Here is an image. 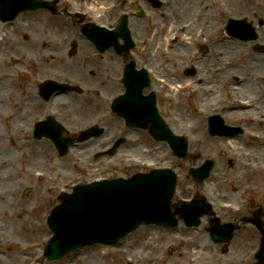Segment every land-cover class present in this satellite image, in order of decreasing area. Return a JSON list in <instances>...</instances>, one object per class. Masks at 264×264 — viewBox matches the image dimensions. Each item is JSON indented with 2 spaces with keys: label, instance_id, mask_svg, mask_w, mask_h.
Returning a JSON list of instances; mask_svg holds the SVG:
<instances>
[{
  "label": "rangeland",
  "instance_id": "1",
  "mask_svg": "<svg viewBox=\"0 0 264 264\" xmlns=\"http://www.w3.org/2000/svg\"><path fill=\"white\" fill-rule=\"evenodd\" d=\"M63 1V0H62ZM73 4H71L70 8L73 9H87L89 6L90 9H92V4L96 7V12L92 11L94 14V17L96 20L100 19L99 21L107 20L109 23L112 22V20L115 18L116 14H110L107 13L106 9L102 8L100 10H97L101 5L104 7V4L101 0L100 2H95L92 0H70ZM110 0H106L109 2ZM177 2L178 0H172ZM192 7L194 8V12L198 14V21L197 17L191 15H187V20L190 24L193 22H198L197 26L202 27H196L194 29H200L203 31H207L209 33L213 32L222 25L226 23L228 18H226V14L228 11H230L235 16H245V17H253V14H258L259 18H264V0H189ZM87 2L89 3L87 5ZM114 2V1H113ZM210 4L211 6L215 7L214 10L211 11L210 15H214V23L215 25L214 30L210 29L211 21H210V15L202 14L201 7L204 6V4ZM61 5V4H60ZM259 5V6H258ZM199 9V10H198ZM70 10V9H69ZM177 8H171L169 11L167 10H158L156 14H154L155 21L153 24L156 27L162 25L165 27L171 26L172 18L174 17V14L176 13ZM200 11V12H199ZM45 16L41 18L39 15L31 18L32 22L36 21L37 23L44 22V20H47L46 27L44 29H41V31H38V36H41V42L46 41V44L49 45L48 48L47 45L44 47L46 49L53 48L54 53L56 54L57 66H61L63 69H58V77L62 80L68 79L70 81H73L75 83H78L80 86H82L83 90H86L87 93H80L76 92L68 97L66 99H60L56 101V108L59 110V117L56 119L58 122L62 123L66 128L67 132L74 133L76 132V129L81 128V122L83 123H91L98 121L99 114L100 113H106V109L104 106L100 105V102L97 101V99L94 97L96 94H94V91L99 87L100 79L98 80L99 72L101 71V66H99L98 63H95L96 61H92V55H88L85 59L87 60V63H85L81 58H84V53H82L83 50H85L82 47V40L78 36L77 30H73L71 28H68V25H64V22L62 18L60 17H49L46 13H44ZM201 15V18L199 16ZM181 16V15H180ZM184 17H182L183 19ZM50 19V20H49ZM186 19V18H185ZM49 20V21H48ZM62 20V21H61ZM223 21V22H221ZM255 24L257 26L259 25V19L254 18ZM106 22V21H105ZM143 24L144 26H152L151 22L149 21H139L134 22L132 24L133 27H137V25ZM44 23L40 25L42 27ZM264 26V20L261 23L260 27L263 28ZM32 30V29H31ZM257 30V29H256ZM34 31V30H33ZM263 32H261L262 40L264 41V29H262ZM27 32V31H22ZM31 32V31H30ZM194 34L193 31H189L188 33ZM259 32V28H258ZM32 34V33H30ZM152 32H144L143 35L137 34L136 36L138 39L143 40V38H150L149 35H151ZM166 34V31H164V36ZM66 36L67 39L65 42L60 43H52L51 39L54 37L59 36ZM186 35V33L184 34ZM162 36V38H164ZM212 37L217 36V32L211 34ZM21 37L24 40H27V33L22 34ZM166 37V36H165ZM219 37V35H218ZM162 38L159 39V45L162 46L161 50L171 52L169 56L170 59L175 61L178 59L177 54L169 49H172L174 45L164 47V43L162 42ZM144 41V40H143ZM229 41L225 39L224 35H221L219 37L218 42L215 43L213 40L212 42L216 44V46H213V43L211 46H209L210 49H212V56L211 61L206 63L205 68L201 67L199 76L196 78H205L207 71L210 69V67H213V64L217 61L218 58L222 57V63L231 62L232 64H236L237 68L234 72L241 73L242 68H251V64H256V68L250 70L248 72V75L251 76V79L255 80V74L261 73L264 74V55H259L255 57L253 60L249 61L251 57L248 56V53H254L251 51L253 43L245 44L238 42H225ZM76 43V52L74 55H70V51L72 50V44ZM27 44V48H30ZM88 46L90 44L87 43ZM87 46V47H88ZM89 48V47H88ZM94 48V47H93ZM174 49H180V47L174 48ZM173 49V50H174ZM21 50V48H20ZM160 50V51H161ZM6 55H10L5 50ZM107 52V51H106ZM113 53V51H112ZM93 54H99L103 55L102 53L98 52L96 48H94ZM247 54V56H246ZM135 56H138V52L136 51ZM12 57V56H11ZM40 58V56H38ZM91 57V58H90ZM154 63L164 69L167 72V75L169 74H176L178 76L179 74L184 73L187 68L192 67L191 64H188L186 61H182L178 65L175 62H172L170 60H166L163 57H161L159 54L157 56H154ZM106 66H105V73H114V68L117 69V66L120 62V59L116 58L115 62L108 61L106 59ZM220 63V64H222ZM114 64H116V67L113 68ZM232 64H229L230 66ZM175 65V66H173ZM211 65V66H210ZM177 69L181 70V72H174ZM207 71H204V70ZM233 72V73H234ZM185 75V73H184ZM174 76V75H173ZM193 80V86H197L203 89H207V84H205L206 81L201 82L200 80ZM179 80H182L179 77ZM79 81V82H78ZM110 82L105 80L103 81V85L100 88L106 95L110 93V88L108 90L106 87H109L107 84ZM22 85L17 83V80L15 78H12L10 76L4 75L0 78V90L4 92L5 94H2L3 99V105L5 108H8L10 110L16 111L17 115H23L18 110V106L22 105L28 111H33V113H39L40 115H45V107H46V101L42 100V97L38 91L37 87H32V89L29 90V93L26 95L24 92V95L22 94L21 97H19V90H22ZM8 92L10 94H8ZM254 92H250V94H253ZM258 93H260L258 88ZM89 102V103H88ZM194 101L188 102L184 96H178V98L172 102V104H165V107H168L167 114L169 117H172L173 114H180L183 117V122H186V124H190L192 126L191 131L197 130V126L195 125L196 120L192 111ZM89 104V107L87 106ZM29 105V107L27 106ZM26 115V113L24 114ZM170 119V118H169ZM245 120V125L249 126V128L253 127L251 121L249 118H242ZM203 122V121H200ZM239 123V122H238ZM235 125H238L237 123H233ZM85 125V124H84ZM105 125L107 126V133L103 138H101L99 141L95 142L94 144H91L89 146H85L83 143H81V146L79 149H74V152L71 155H64L63 157L58 156V154L54 151V145L50 140H42L40 142H34L31 138H24L21 136V142L19 143L26 149L23 150L24 153L32 151L33 156H39V159H37L34 163L33 168L29 169V175L27 176L24 174L25 179L30 177V179L26 180L28 181V186H31L32 192L29 195H26L23 199L25 209L27 211V206L29 205L31 200H38V207H39V214H36L33 212L35 217H37L38 221L32 220L30 218L31 222H35L37 225H39L42 228H45L44 221L41 220L42 214H50L51 209L54 208L57 204H59L60 198H59V188L58 187H66L70 184L72 180L75 179L76 176L81 175L83 172H87V175L90 178H93V176H96L98 174H105L110 175V171H108L107 164L110 161H113L112 158H109V155L101 156V157H95V152H98L101 150V147H105V145H110L113 143L114 140L118 138L119 135L126 134L128 144L124 147L131 148L133 150V155L143 158H151L155 160H159L161 163H172L176 165L177 159L174 155L173 150L170 148L169 144L167 142L164 143H157L154 138L151 136V134L146 131H130L131 133H125V129L122 130L121 124H114L112 120L110 122H106ZM190 126V128H191ZM203 128L205 127L204 124H201ZM178 129H184L181 127H178ZM199 136L202 138L205 134L204 130L199 131ZM194 135H197V133H194ZM23 139V140H22ZM155 141V142H154ZM101 142L102 146H98L97 144ZM224 142L221 143L220 146H222L225 151L218 152L219 158V166L217 165L214 167V170L211 174V177L208 178L206 181V185L215 192H227V195L232 198V195H234L236 198H240L241 191L243 187L247 184H254L256 183L255 180H258L259 183L262 184V189L264 190V150L259 151L262 149L260 145L257 143H254L253 141H248L245 136L240 137L236 143H228L227 141H220ZM52 145V146H51ZM244 145H246L244 147ZM211 147V146H210ZM209 147V148H210ZM242 148H245V153H248V158H243L242 160L239 157V150ZM236 148L238 150H236ZM250 150H247L249 149ZM255 148V149H254ZM130 149V152L132 151ZM221 148L218 147V151ZM253 154L249 155V151L253 150ZM259 151V152H258ZM188 152L192 154L190 157V164L192 163H198V156H205L203 151L199 149L198 144H194V146L188 145ZM205 152V151H204ZM229 152V153H228ZM8 153V152H7ZM132 153V152H131ZM135 153V154H134ZM11 156V155H8ZM131 157V156H129ZM11 161V159H9ZM179 162V161H178ZM28 161L25 162V167L27 168ZM29 167V166H28ZM66 168H68L66 170ZM189 166L185 169L188 170ZM36 170H40V173L42 178L40 180H36L33 178V172ZM107 171V172H106ZM22 177L19 176L17 178ZM32 177V178H31ZM24 178V177H23ZM188 180L183 183L181 182L178 186V192L184 193L185 195H188L187 189L191 188L192 186H196V183L194 185L193 181L190 177H187ZM24 179V180H25ZM27 184V183H26ZM182 185L184 187H182ZM203 185V184H202ZM186 188V189H185ZM68 189V188H67ZM236 192V193H233ZM22 199H17V202L21 201ZM232 201V199H229ZM41 201V203H40ZM240 201H238L239 203ZM17 205V204H16ZM22 208H18L15 213L10 214L9 216H4L5 218H8V226L9 229L6 231L9 233L12 237H17L19 235L20 242H28L31 241H43V239L46 237L45 234H52L47 228L44 233V231L39 230H33V229H27L26 233L29 235L28 237L25 236V234H20V232L17 231V229H14L12 227L13 221L17 217V212L21 211ZM24 212V211H23ZM29 212V211H27ZM3 217V216H0ZM263 222L264 227V217L261 218ZM27 226V225H26ZM3 229H5L3 227ZM135 240L128 241L126 244L127 249H132L133 253L137 256H143L145 258V264H175L177 261L176 259H181L180 256H176L175 253L171 251L168 244H174L175 241V235L165 233L162 228L159 229H152L150 227L142 226L140 227V232L135 235ZM259 234L257 231L252 230V228H247L246 226L240 229L235 236V238L232 241L233 246L230 248V253L227 257L235 256H245L247 253L257 247L258 245V239ZM27 238L28 241L25 239ZM143 239L149 240L151 242V246L147 247L149 250L146 251L144 246ZM119 246H116L114 248L112 247H101L99 249H93V248H86L84 251L81 252L79 257L74 258V254L69 255L64 259L63 261L58 262L57 264H122L123 260H125L122 253L118 250ZM152 248V249H150ZM204 251H207L209 253H213L216 255L215 250H209L205 249ZM9 256V255H8ZM210 256V254H208ZM7 260V259H6ZM0 259V264H11L14 260L9 256L8 261ZM183 260V259H181ZM144 261V259H143ZM180 261V260H178Z\"/></svg>",
  "mask_w": 264,
  "mask_h": 264
},
{
  "label": "water",
  "instance_id": "2",
  "mask_svg": "<svg viewBox=\"0 0 264 264\" xmlns=\"http://www.w3.org/2000/svg\"><path fill=\"white\" fill-rule=\"evenodd\" d=\"M138 185H125L115 189H104L95 194H82L81 191L72 198H67L51 218L50 223L57 233L50 251L58 252V250L66 251L72 245L77 244L72 241L70 236L81 232L95 230L96 234L92 238H111L114 234H120L129 229L131 225L141 222L149 213H156L158 217H165V209L151 207L152 201L149 200L150 195H154L161 199L163 205L168 207L172 186L161 187L157 183L145 181L141 179ZM136 193L145 194L135 202V208L127 214V208L120 204H115L120 198L132 197ZM109 209V213L105 216L97 217V214ZM157 211H160L159 213ZM168 216L169 213H168ZM75 222L82 224H75ZM103 227L96 228L93 224H102Z\"/></svg>",
  "mask_w": 264,
  "mask_h": 264
},
{
  "label": "flooded vegetation",
  "instance_id": "3",
  "mask_svg": "<svg viewBox=\"0 0 264 264\" xmlns=\"http://www.w3.org/2000/svg\"><path fill=\"white\" fill-rule=\"evenodd\" d=\"M143 27H144V25H139L136 27V29L141 30V28H143ZM145 47H146L145 45H138L137 47H133V49L131 51L125 53L123 57H121L117 53L113 52V56L108 59L109 61H112V62L113 61L115 62L116 58L120 59V62L117 66V69H115V74H114V77L116 79V83H114V86L116 89L121 90V85H120V83L117 82V80L120 79L122 76L121 72L119 71V69L122 67V63H121L122 60L124 62L123 65H125L127 62H130V61H134L136 63V65H138V64L140 65L143 62H148ZM136 51L139 54L138 56L134 55V54H136ZM244 188H245V186L243 187L241 193H243ZM232 198L236 199V197L234 195H232ZM248 200H249V205L251 206L252 209L257 208L258 200L256 199V197L250 196L248 198ZM247 214L249 215L250 213H247ZM251 216H252V214L249 215V218ZM233 219L234 220L237 219V215L230 213L228 216H226V220H233Z\"/></svg>",
  "mask_w": 264,
  "mask_h": 264
},
{
  "label": "bare ground",
  "instance_id": "4",
  "mask_svg": "<svg viewBox=\"0 0 264 264\" xmlns=\"http://www.w3.org/2000/svg\"><path fill=\"white\" fill-rule=\"evenodd\" d=\"M93 6V5H92ZM189 6H187L186 4H185V9H184V13L186 14V9L188 8ZM94 9V8H93ZM215 9V7H213V6H211L210 4H208V3H206V4H204V6H202L201 7V11H202V14H207V15H210L211 14V11L212 10H214ZM95 10V9H94ZM173 32H169V34H167V36H166V38H167V40L168 41H170L172 38H173ZM178 52H181V49H176ZM168 55V58H170L169 57V53L167 54ZM173 61V60H172ZM250 111H254V110H250ZM234 141H232L231 143H233ZM261 150H264V148L263 149H260L259 151H261ZM253 154V152L252 151H249V155H252ZM6 160V159H5ZM4 160V162H6ZM8 181H6V183H7ZM9 183H11V180L9 179ZM136 232V233H135ZM134 233H132V234H138L139 232H140V229H139V231H135ZM88 247H90V248H93V249H99V248H101V247H105V245H101V244H99V243H97V244H95V245H87V246H85V248H83V249H81V252L82 251H84L86 248H88ZM28 258V257H27ZM42 259H43V256H42V254H38V255H35V256H33L32 257V260H34V261H37V260H39V261H42Z\"/></svg>",
  "mask_w": 264,
  "mask_h": 264
}]
</instances>
